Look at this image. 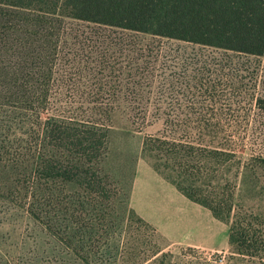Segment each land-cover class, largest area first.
<instances>
[{"label":"trees","instance_id":"1","mask_svg":"<svg viewBox=\"0 0 264 264\" xmlns=\"http://www.w3.org/2000/svg\"><path fill=\"white\" fill-rule=\"evenodd\" d=\"M218 51L264 58V0H0V199L81 264H171L103 170L108 133L160 124L145 143L167 162L264 164L261 82Z\"/></svg>","mask_w":264,"mask_h":264},{"label":"rangeland","instance_id":"2","mask_svg":"<svg viewBox=\"0 0 264 264\" xmlns=\"http://www.w3.org/2000/svg\"><path fill=\"white\" fill-rule=\"evenodd\" d=\"M162 45L180 58L209 52L170 40H162ZM215 54H223L233 67L243 70L238 73L246 76L247 89L252 87L248 80L253 71L263 83L255 89L264 92V58L222 51ZM243 105L250 114L256 112ZM123 124L126 122L117 121L108 133L103 170L113 183L128 191V204L135 214L157 230L163 251L172 255L171 264L264 261V164L252 162L247 150L240 151L232 162H167L145 143V137L155 133L160 124L140 131L126 129ZM223 129L244 133L259 126L232 123ZM183 164L194 167L197 178L175 168ZM236 232L244 239L239 241ZM0 258L13 264H81L32 219L2 199Z\"/></svg>","mask_w":264,"mask_h":264}]
</instances>
